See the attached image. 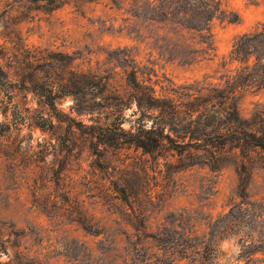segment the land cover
Wrapping results in <instances>:
<instances>
[{"label": "rangeland", "instance_id": "1", "mask_svg": "<svg viewBox=\"0 0 264 264\" xmlns=\"http://www.w3.org/2000/svg\"><path fill=\"white\" fill-rule=\"evenodd\" d=\"M57 3L0 0V247L8 248L0 264H135L134 228L156 233L173 219L204 232L231 211L259 215L264 151L248 149L236 159L218 139L198 143L169 129L164 134L173 140L152 153L113 138L122 115V137L134 132L136 107L123 110L116 99L129 92L133 70L180 102L203 87L224 90L225 58L264 22V0H222L240 19L216 21V56L193 65L151 48L157 38L125 12L128 5ZM238 82L244 116L264 111L259 80ZM53 99L56 108L48 104ZM220 246L237 254L233 241ZM143 248L157 252L153 243Z\"/></svg>", "mask_w": 264, "mask_h": 264}, {"label": "trees", "instance_id": "2", "mask_svg": "<svg viewBox=\"0 0 264 264\" xmlns=\"http://www.w3.org/2000/svg\"><path fill=\"white\" fill-rule=\"evenodd\" d=\"M113 2L119 10L128 5L125 12L148 32L149 39L157 38L151 48L161 57L184 65L211 60L216 56V21L236 23L240 19L238 14L223 8L222 0ZM59 3L55 8L63 4L62 0ZM223 67L226 73L222 80H229L224 90H215L214 94L210 88L203 87L198 94H190L186 102L159 95L151 84L150 76L144 79L149 80L147 83L141 81L136 70L129 72L126 78L129 92L123 96L117 94L116 99L121 102L119 106L123 110L129 105L136 107L134 132L130 133V140L122 137L126 133L122 128L125 119L122 115L115 130L121 134H114L113 140L130 143L146 153H152L160 150L166 140H173L170 135L164 134L169 129L174 133L191 134L190 138L198 143L218 139L223 150L227 149L226 152L236 159L246 156L248 149L264 151V111L259 110V114L251 118L245 117L238 97L243 89L238 80H259V88H264V22L254 32L236 40ZM87 77L92 83L97 79L96 75ZM104 88L106 92H113L109 80ZM126 96L128 105L124 103ZM48 104L56 108L55 99ZM244 185L245 179H242L241 197L245 196ZM257 213L231 211L211 222L204 232L199 228L176 226L173 219L170 226L160 228L156 233L134 228L136 234L133 237L138 238L137 242H131L135 264H264V208L259 215ZM86 230L100 234L92 227ZM225 241L234 242L237 248L235 256L221 249L220 245ZM144 243H153L157 252L149 255L143 248ZM7 250L6 246H1L0 254Z\"/></svg>", "mask_w": 264, "mask_h": 264}]
</instances>
